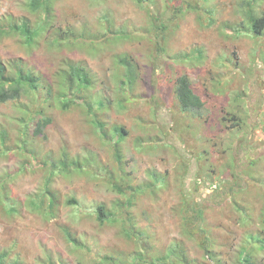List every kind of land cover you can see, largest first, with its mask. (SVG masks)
I'll return each mask as SVG.
<instances>
[{
    "label": "rangeland",
    "instance_id": "rangeland-1",
    "mask_svg": "<svg viewBox=\"0 0 264 264\" xmlns=\"http://www.w3.org/2000/svg\"><path fill=\"white\" fill-rule=\"evenodd\" d=\"M148 1L145 4L167 25L158 35L164 51L155 65L151 39L156 28L149 12L135 0H55L50 13H44L49 14L54 28L41 34L33 45H27L19 35L0 38L2 60L7 63L21 58L46 78H54L65 59L83 62L95 78L92 93L111 101L98 114L106 131L110 133V127L118 124L128 132L119 148L129 177L141 183L147 179L146 171L155 168L167 173L168 179L157 193L145 191L132 208L133 223L146 232V241L141 239L137 245L125 237L122 222L99 224L96 205L115 208L117 198L124 199L113 190L109 177L110 172L119 173L113 148L117 136L104 139L79 108H52V122L44 135L33 136L29 142L38 158L26 161L28 152L25 155L21 149L0 157V176L5 172L12 176L7 184L22 202L20 212L11 216L0 204V247L19 256L24 264H45L48 256L58 264H94L98 256L109 254L130 264L138 247L150 254L152 249H163L171 239L183 237L175 211L182 191L206 204L207 223L219 249L227 253L222 257L224 264H230L229 256L246 242L247 232L258 230L264 194V34L257 36L243 27L246 22L240 0H209L214 10L209 18L197 10L182 9L184 13L171 21L172 5L185 0ZM260 2L257 8L264 9V0ZM106 13L111 18L109 30L102 19ZM9 14L31 19V24L36 16L27 12L25 0H0V20ZM237 25L238 32L232 29ZM86 28L97 35L90 42L81 33ZM118 28L128 35L115 39L111 31ZM71 29L81 37L69 34ZM52 35L62 43H55ZM196 48L203 50L201 58L192 55ZM122 52L135 58L140 71L132 90L124 93L116 83L120 78L116 74L122 69L115 66V54ZM179 52L191 53L190 58L175 59ZM151 63L155 73L150 82ZM179 74L189 76L203 101L200 115L183 113L177 105L172 84ZM117 101H123L122 105ZM18 115L11 102H0V122L10 123ZM12 123L15 129L10 131L17 136L21 125ZM44 154L57 158L59 164L66 163L68 170L47 180L48 165L40 161ZM77 158L82 165L73 170L72 160ZM232 174L240 183L234 185L239 192L234 195L229 193L231 185L224 183ZM47 184L58 196L52 214L29 205ZM71 196L78 205L66 202ZM234 197L248 207L246 210L252 209L251 226L237 221ZM65 227L78 238L77 245L68 240ZM187 245L191 247L192 242ZM191 253L201 259L196 247ZM256 261L264 264V250L256 252Z\"/></svg>",
    "mask_w": 264,
    "mask_h": 264
},
{
    "label": "trees",
    "instance_id": "trees-1",
    "mask_svg": "<svg viewBox=\"0 0 264 264\" xmlns=\"http://www.w3.org/2000/svg\"><path fill=\"white\" fill-rule=\"evenodd\" d=\"M55 0H25V9L31 15H36L35 19L27 21L25 17L16 18L12 14L3 16L0 20V38L6 35H19L27 45H33L41 36L52 28L50 10L54 5ZM137 4L146 8L152 20L153 26L156 28L154 39H151L153 46V62L158 64L161 53L164 48L161 44L162 38H159V33L167 29L165 21L160 20L157 14L152 12L148 5L145 4L148 0H135ZM191 3L188 0L177 2L173 4L174 9L173 16L169 17L170 21L175 16L183 14L182 9L197 10L202 16L213 15V8L208 5L209 0H195ZM154 2V0L148 1ZM240 8L243 10L246 26L250 32L254 35L264 34V9L261 7L260 0H240ZM42 16H41V15ZM40 16V17H39ZM211 18V17H210ZM109 26L106 29H110L111 18L108 13L102 16ZM240 26L242 22L238 23ZM236 32L240 30V27L233 26ZM59 31V30H58ZM57 31V32H58ZM70 31V30H69ZM76 29H71L72 36L78 33ZM114 33L115 39H119L121 36H127L128 33L123 28L115 29L111 31ZM82 34L88 38V41L93 40V36L96 38V34L90 33V30L86 28V31H81ZM90 33V34H89ZM53 36V41L57 44L62 43L58 37ZM72 36H69L70 38ZM158 36V39H156ZM76 37H81L78 33ZM75 37V38H76ZM203 50L196 48L192 52L198 55V58L202 57ZM191 54V53H190ZM190 54L180 53L175 54V59L190 58ZM151 63L149 71V81L155 73V66ZM115 66L121 68L122 71H117L120 74L118 87L124 93V90H132L137 81L139 71V65L135 58L127 52L115 54ZM153 86V82L151 83ZM96 82L94 76L89 72L88 67L81 61H75L71 59H65L63 65L59 68L54 78H46L37 71L31 69L28 64L21 58L12 59L11 62H5L0 57V102H11L14 105V109L19 113L17 117L12 119V122L21 125L17 130V136H12L10 129H15L12 122L4 123L0 122V157L7 155L9 152H15L17 149L27 154V160H35L38 158V152L35 146H30L29 142L31 138L40 137L44 135V129L52 122L50 111L52 108L68 111L73 108H79L85 112L89 122L96 129L100 136L106 139L108 136H117L113 143L114 159L117 162V175L116 172H110V185L118 194L124 196L123 200L117 198L114 202V207L107 208L104 204L99 203L94 208L95 218L99 224H104L106 221H118L122 222L123 235L129 239H134L137 245L140 244L141 239H148V235L145 231L137 229L133 223L132 208L145 191L148 190L150 194L157 193V190H161L168 184L167 173L157 171L155 168L148 169L146 171V180L141 183H134L133 179L129 177V172H126L123 166L124 157L119 148V142L127 135V130L122 125H112L110 127V133L106 131L104 122L100 120L98 116L103 110L111 104V101L100 93H92L95 88ZM154 87V86H153ZM172 93L178 103L181 112L188 114L200 115L203 109V101L197 95L192 86L190 78L187 74H179L174 77L172 84ZM152 98V96H151ZM118 105H122V102L117 101ZM232 117L235 115L232 114ZM19 122V123H18ZM33 130L31 132V127ZM236 126V123L234 124ZM30 128V130H29ZM31 134V136H30ZM15 137V138H14ZM64 155L66 153L63 152ZM40 158V157H39ZM87 161L86 158H83ZM57 158L51 157V155H43L40 160L44 165H48V177L47 180L56 174L62 173V170H68L67 164H59ZM74 169H79L82 165L80 159L72 160ZM26 163H24V166ZM73 168V167H72ZM223 171V170H222ZM77 172V171H76ZM234 177V178H232ZM236 175H231L230 178L225 179L226 186L229 187V193L232 195L238 194L234 189V185L239 186V179L235 178ZM12 178L8 172H5L4 176H0V204L7 215L18 214L20 212L22 202L12 195L10 186L7 184ZM113 179V180H112ZM12 180V179H11ZM220 186L216 189L219 191ZM218 195L220 196L219 192ZM181 192L179 197L178 207L175 209L179 216V228L183 237L171 239L163 249L153 250V253H148L146 249L138 247L135 251V256L131 260L130 264H205L203 261L210 260L207 264H224L222 259L224 253L219 249L220 244L217 241L215 235L212 234L211 228L207 223L205 216L206 204L201 203L200 200L189 197ZM209 198V197H208ZM263 206L258 214L259 227L257 231L250 229L246 235V242L237 248L234 255L231 254L230 264H258L255 262V254L257 251L264 250V194H262ZM67 203H74L78 205V201L74 196L67 199ZM231 202V201H230ZM58 203V196L55 191L51 190L49 185H45L43 191H41L37 197L31 199L29 202L30 207L33 210L45 211L48 214H52L56 209ZM235 210L237 211V221L245 226L250 225V216L252 209L246 210L243 205H240L235 197L232 201ZM117 213V214H116ZM253 219V217H252ZM252 223V221H251ZM251 226V225H250ZM250 228V227H249ZM64 232L68 240L77 245L78 238L75 237L70 230L65 227ZM145 237V238H144ZM192 242L191 247L187 245L188 242ZM142 243V242H141ZM199 249L201 251V259L191 253V250ZM9 249L0 247V264H24L19 256H11ZM228 257V258H229ZM203 260V261H202ZM63 263V261H61ZM45 264H58L48 256V260ZM94 264H125L124 259L121 256L114 254L98 256Z\"/></svg>",
    "mask_w": 264,
    "mask_h": 264
}]
</instances>
